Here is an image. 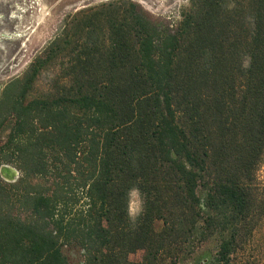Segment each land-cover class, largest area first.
<instances>
[{
    "label": "trees",
    "instance_id": "obj_1",
    "mask_svg": "<svg viewBox=\"0 0 264 264\" xmlns=\"http://www.w3.org/2000/svg\"><path fill=\"white\" fill-rule=\"evenodd\" d=\"M7 121L0 264H175L208 244L207 264H242L264 226V0H188L165 29L132 0L79 10L4 85Z\"/></svg>",
    "mask_w": 264,
    "mask_h": 264
},
{
    "label": "rangeland",
    "instance_id": "obj_2",
    "mask_svg": "<svg viewBox=\"0 0 264 264\" xmlns=\"http://www.w3.org/2000/svg\"><path fill=\"white\" fill-rule=\"evenodd\" d=\"M109 0H0V92L4 85L20 76L41 48L62 28L69 24L72 16L83 9L97 6ZM156 24L170 28L178 20L188 0H132ZM51 70L38 76L32 93L38 94L46 88ZM13 122L0 126V150L8 152L5 145ZM264 175V158L260 167ZM20 172L14 162L0 159V182H14ZM129 215L137 218L142 211V200L137 190L129 194ZM155 226L158 228L159 223ZM194 246V247H193ZM211 244L197 252L196 245L187 246L175 264H207L212 254ZM142 251L129 255L131 261H141ZM242 264H264V226L256 234L254 245L245 253ZM156 264H173L164 256Z\"/></svg>",
    "mask_w": 264,
    "mask_h": 264
}]
</instances>
